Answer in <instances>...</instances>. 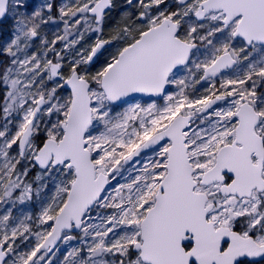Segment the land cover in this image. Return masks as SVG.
I'll return each instance as SVG.
<instances>
[{
  "label": "snow or ice",
  "instance_id": "snow-or-ice-1",
  "mask_svg": "<svg viewBox=\"0 0 264 264\" xmlns=\"http://www.w3.org/2000/svg\"><path fill=\"white\" fill-rule=\"evenodd\" d=\"M0 264H264V0H0Z\"/></svg>",
  "mask_w": 264,
  "mask_h": 264
}]
</instances>
